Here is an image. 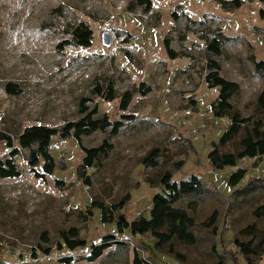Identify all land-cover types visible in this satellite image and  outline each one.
Here are the masks:
<instances>
[{
  "label": "rangeland",
  "instance_id": "374dc122",
  "mask_svg": "<svg viewBox=\"0 0 264 264\" xmlns=\"http://www.w3.org/2000/svg\"><path fill=\"white\" fill-rule=\"evenodd\" d=\"M0 0V133L18 149L15 178H0V264H264V154L242 158L233 167L213 169L208 154H236L240 140L255 122L264 131V109L257 96L264 88V3L259 0ZM237 1L238 4H234ZM83 23L91 31L87 48L76 46L70 32ZM108 34L103 46L101 35ZM218 40L220 54L207 45ZM167 40L174 52L165 53ZM218 64V76L235 82L228 112L214 116L211 108L218 89L204 82L206 63ZM6 83L17 95L7 94ZM147 89L139 94V85ZM112 86L114 99L93 92ZM129 91L125 110L118 97ZM87 99L96 116L111 121L127 117L118 132L109 129L79 137L84 148L111 144L104 156L79 176L83 153L72 138L50 139L47 150L53 170L36 178L28 165L30 150L18 148L17 136L32 125L59 129L82 117L79 102ZM239 132L223 145L220 135L232 114ZM153 166L143 165L150 151ZM10 148L0 142V161ZM42 161L34 168L41 173ZM243 170L233 186L228 177ZM194 177L195 192L171 204L191 218L187 232L192 243L175 238L159 243L152 236L116 233L119 215L127 221L147 217L154 194L164 193L160 180ZM87 179V183L83 182ZM110 220L101 222V211ZM121 205V208H118ZM214 213V223L201 224ZM77 230L85 242L67 250L60 232ZM167 231L166 227L159 230ZM235 242L251 243L243 256ZM106 244L96 259L88 260L91 246Z\"/></svg>",
  "mask_w": 264,
  "mask_h": 264
},
{
  "label": "trees",
  "instance_id": "16d2710c",
  "mask_svg": "<svg viewBox=\"0 0 264 264\" xmlns=\"http://www.w3.org/2000/svg\"><path fill=\"white\" fill-rule=\"evenodd\" d=\"M264 3V0H259ZM140 5H144L145 9L149 8L148 0H137ZM234 4H238L234 1ZM259 17L264 16L262 10L258 11ZM71 40L76 46L87 48L91 40V31L83 24L78 23L70 32ZM264 40V39H263ZM218 40L212 38L207 49L213 55L218 56L220 54L218 48ZM163 47L167 56L171 59L174 56V52L169 48L168 41H163ZM254 68L264 73V65L262 62L254 64ZM207 73L204 76V82L209 89L217 88L216 101L212 104L211 108L213 114L219 117L222 112H228L231 110V106L227 102L232 92L237 89L235 82L227 81L218 76V64L214 60H209L206 63ZM4 90L7 94L17 95L18 91L16 86L11 83H6ZM93 92L96 96L104 99L105 101H112L114 99V92L111 85H108L106 90L103 91L100 86H95ZM147 89H143V84L139 85V94L144 95ZM131 98L129 91H124L118 97V109L123 111L126 109L127 104ZM87 99L82 98L79 102V112L82 117L77 121H71L64 124L59 129L48 128L41 125H32L26 127L16 139L18 148L29 149L32 145L36 146L35 150H30L28 155V165L30 166L33 175L36 178L43 179L45 174H50L53 170V160L50 156L47 147L50 139L54 136L59 138L72 137L77 143L80 150L83 153L81 166L79 167V176H84V170L93 165L95 159L99 156H104L111 149V144L106 140H103L98 146L93 148H84L79 145V137L81 135L86 136L94 131L104 132L109 129V135H115L118 130L124 125V121L127 117L121 116L119 120L111 121L106 116H96L97 109L93 107L89 109L86 105ZM257 104L264 109V88L257 96ZM249 122V119L239 120L237 114H232L230 123L225 131L218 138L217 144L223 145L234 137L240 130L241 124ZM260 124L255 122L251 125V128L246 130L244 136L241 138L239 144L241 150L236 154H217L215 149H212L208 154V160L210 166L215 170H220L224 167H233L235 162L244 157L254 158L264 154V131H259ZM0 142L5 145L6 148H10L9 158L0 161V178H15L18 176V172L15 169L13 163V157L18 154V149L12 146L11 139L0 133ZM158 156L156 150L150 151L149 155L144 159L143 165L153 166L154 160ZM41 159V173L35 171V167L38 165V159ZM243 175V170H237L230 174L228 177V185H235ZM83 182L87 183V179L83 178ZM164 193L154 194L151 198V208L148 211L147 217H139L135 220L127 221L122 215H119L115 224L116 233L120 234L123 230H127L131 235H137L140 237L150 235L157 242L164 243L172 238L177 239L180 242L192 243L193 237L191 233L187 232V227L192 225V220L185 212L177 209H173L171 204L178 200L181 195L190 194L196 191L199 186V182L194 177L188 181L171 182L168 173H164L160 180ZM91 206L97 207L101 211V222L110 220V215L105 217L103 215V209L100 205L91 203ZM121 208V205H118ZM214 223V213L208 218V220L201 225L209 228ZM163 227L167 228V231L160 232ZM60 238L64 247L73 251L75 249H81L85 246V242L77 238V230L75 228H69L66 232H60ZM236 248L240 253L245 256L251 254L250 245L248 242L242 244L235 242ZM107 248L106 244H99L91 246L88 260L92 261L99 257L103 250ZM62 264H69L68 259H61ZM133 264H141L137 257L134 256ZM220 264V263H217Z\"/></svg>",
  "mask_w": 264,
  "mask_h": 264
},
{
  "label": "water",
  "instance_id": "95a60500",
  "mask_svg": "<svg viewBox=\"0 0 264 264\" xmlns=\"http://www.w3.org/2000/svg\"><path fill=\"white\" fill-rule=\"evenodd\" d=\"M101 41H102L103 46L109 45L110 40H109L108 34L103 33L101 35Z\"/></svg>",
  "mask_w": 264,
  "mask_h": 264
}]
</instances>
